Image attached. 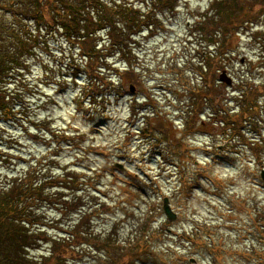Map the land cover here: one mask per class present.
Segmentation results:
<instances>
[{"label": "rangeland", "instance_id": "1", "mask_svg": "<svg viewBox=\"0 0 264 264\" xmlns=\"http://www.w3.org/2000/svg\"><path fill=\"white\" fill-rule=\"evenodd\" d=\"M217 2L156 6L152 31L132 45V75L123 74L120 56L111 58L124 79L114 76L103 104L91 99L97 91L85 64L62 36L39 50L21 110L0 119V182L28 169L50 181L51 204H36L46 239L68 233L86 215L85 241L68 244L65 264H120L119 256L126 264H264V101L258 98V113L243 121L240 138L211 125L207 104L185 114L189 93L200 87L199 56L212 51L210 35L218 30L199 32V21H213ZM228 39L235 50L220 72L232 79L226 98L243 90V77L251 78L243 70L262 79L264 27ZM71 56L73 81L65 68ZM234 105L222 106L223 118L234 115ZM72 198L83 206L69 211L52 204Z\"/></svg>", "mask_w": 264, "mask_h": 264}, {"label": "trees", "instance_id": "2", "mask_svg": "<svg viewBox=\"0 0 264 264\" xmlns=\"http://www.w3.org/2000/svg\"><path fill=\"white\" fill-rule=\"evenodd\" d=\"M121 1L0 0V119H8L21 110L23 103L20 102L28 95L26 90L30 92L29 78L39 50L47 51L48 41L56 36H62L66 43L75 47L78 60L85 64L90 87L97 91L91 99L93 102L98 99L103 104L107 96L105 91L112 86L114 76L117 74L123 78V74L128 77L132 75L131 61L135 57L132 45L137 43L136 36L153 29V10L156 6L175 7V0ZM211 10L213 21L210 22L209 18L208 25L203 23L202 17L199 21L202 27L198 31L211 33L217 26L218 30L210 35L212 51L199 56L201 81L197 85L200 87L189 93L193 100L189 101L185 114H193L207 104L212 110L208 116L211 125L229 127L240 138L243 121L258 113V98L264 101V56L259 58V77L262 79L259 82L251 79L253 75L250 68L243 70L242 74H250L251 78L246 79L241 75L240 87L243 90L234 92L236 95L226 98V86L219 81V74L227 68L229 60H234L231 53L235 49L229 46L231 38H228L249 32L256 24L264 27V0H219ZM259 44L264 50V43ZM115 54L126 63L123 74L110 61ZM224 57L225 62L221 64V58ZM74 61L71 56L65 65L67 70L72 69L74 73L71 75L72 81L77 72L72 66ZM221 96L224 98L221 100H225L224 104L220 102ZM232 101L236 113L229 115L234 120L227 123L229 117L222 116H228V113L222 106ZM189 125L190 122H187L186 126ZM197 127L203 129L202 124ZM38 174L28 169L23 175L6 174L4 181L0 182V264H65L67 254L72 252L68 244L73 242L78 247L85 241L82 225L86 224V215H82L68 233L45 238L46 229L36 223V204L43 200L48 202L51 199L48 194L51 195L54 190L51 188L53 186L46 188L50 181L35 177ZM61 188L57 187L55 191ZM80 201V198H72L71 201L63 199L52 204L70 211L82 207ZM46 244L48 249L40 250ZM109 244L107 240L104 241V245ZM119 261L120 264H126L121 262L120 256Z\"/></svg>", "mask_w": 264, "mask_h": 264}, {"label": "water", "instance_id": "3", "mask_svg": "<svg viewBox=\"0 0 264 264\" xmlns=\"http://www.w3.org/2000/svg\"><path fill=\"white\" fill-rule=\"evenodd\" d=\"M219 81L224 83L226 86H230L232 84V79L227 77V75L225 73H221L219 75ZM131 93H134V88L130 87L129 90ZM260 178L262 179V181L264 182V170L261 171L260 173ZM165 214L167 217L172 218V216L170 217V211L168 209V207L166 206V202L164 203V208H163Z\"/></svg>", "mask_w": 264, "mask_h": 264}]
</instances>
